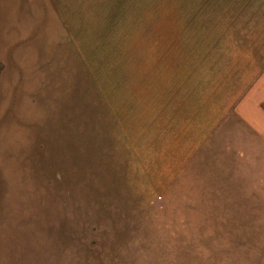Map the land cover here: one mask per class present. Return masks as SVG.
<instances>
[{
    "label": "rangeland",
    "instance_id": "obj_1",
    "mask_svg": "<svg viewBox=\"0 0 264 264\" xmlns=\"http://www.w3.org/2000/svg\"><path fill=\"white\" fill-rule=\"evenodd\" d=\"M0 225L64 264H264V0H0Z\"/></svg>",
    "mask_w": 264,
    "mask_h": 264
},
{
    "label": "crops",
    "instance_id": "obj_2",
    "mask_svg": "<svg viewBox=\"0 0 264 264\" xmlns=\"http://www.w3.org/2000/svg\"><path fill=\"white\" fill-rule=\"evenodd\" d=\"M33 230L29 231L31 236ZM31 243L21 242L16 229L1 230L0 225V264H64L63 259L51 260L44 251L45 246L31 236ZM53 261V262H52Z\"/></svg>",
    "mask_w": 264,
    "mask_h": 264
}]
</instances>
